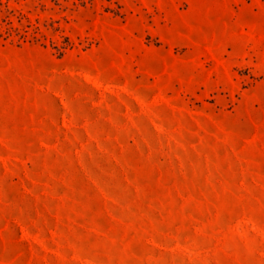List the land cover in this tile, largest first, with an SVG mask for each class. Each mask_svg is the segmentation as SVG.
Here are the masks:
<instances>
[{
  "label": "rangeland",
  "instance_id": "obj_1",
  "mask_svg": "<svg viewBox=\"0 0 264 264\" xmlns=\"http://www.w3.org/2000/svg\"><path fill=\"white\" fill-rule=\"evenodd\" d=\"M0 264H264V0H0Z\"/></svg>",
  "mask_w": 264,
  "mask_h": 264
}]
</instances>
